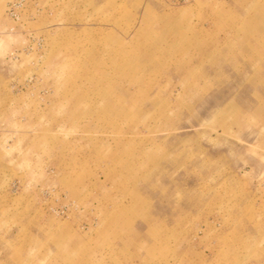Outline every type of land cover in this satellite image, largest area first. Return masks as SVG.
I'll return each instance as SVG.
<instances>
[{
  "label": "rangeland",
  "instance_id": "rangeland-1",
  "mask_svg": "<svg viewBox=\"0 0 264 264\" xmlns=\"http://www.w3.org/2000/svg\"><path fill=\"white\" fill-rule=\"evenodd\" d=\"M0 264H264V0H0Z\"/></svg>",
  "mask_w": 264,
  "mask_h": 264
}]
</instances>
